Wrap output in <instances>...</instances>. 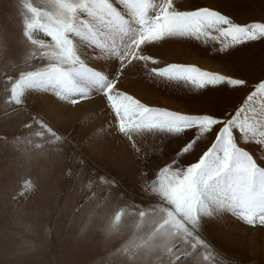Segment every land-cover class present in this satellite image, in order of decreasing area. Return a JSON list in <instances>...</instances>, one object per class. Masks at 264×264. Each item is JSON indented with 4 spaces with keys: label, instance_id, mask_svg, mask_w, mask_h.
Listing matches in <instances>:
<instances>
[{
    "label": "snow or ice",
    "instance_id": "snow-or-ice-1",
    "mask_svg": "<svg viewBox=\"0 0 264 264\" xmlns=\"http://www.w3.org/2000/svg\"><path fill=\"white\" fill-rule=\"evenodd\" d=\"M16 7L20 35L0 29V59L17 72H5V103L29 120L12 139L41 154L72 143L31 110L28 102L36 94L54 98L58 108L99 99L112 117L111 130L127 139L141 163L139 198L129 197L112 173L94 170L86 181L89 196L99 182L105 199L113 190L124 199L126 207L108 219L103 234L130 264H218L204 232L207 220L230 214L249 226H264V77L250 86L246 79L193 64L160 66L146 54L149 47L184 41L231 55L264 41V22L238 23L214 7H184L176 0H17ZM17 50L21 63L12 55ZM138 64L157 85L252 90L237 107L219 114L153 107L118 86L125 69ZM144 140L160 142L159 154L150 157ZM166 141L176 143L171 154L165 153ZM78 163L88 166L82 157ZM34 189L25 181L21 195ZM129 217L134 230L122 219Z\"/></svg>",
    "mask_w": 264,
    "mask_h": 264
},
{
    "label": "rangeland",
    "instance_id": "rangeland-1",
    "mask_svg": "<svg viewBox=\"0 0 264 264\" xmlns=\"http://www.w3.org/2000/svg\"><path fill=\"white\" fill-rule=\"evenodd\" d=\"M176 2L184 7H214L238 23L264 22V0ZM16 4L17 0H0V29L19 36L22 21L18 19ZM161 46L157 55L156 48L146 49V54L158 59L160 66L193 64L203 70L246 79L250 86L264 77V41L237 48L231 55H220L212 45L195 42L170 41ZM12 55L16 63H21L18 50ZM5 72L17 75L11 63L0 59V264H130L118 251L120 246L113 247L114 242L106 241L103 234L108 219L126 207L124 199L115 190L105 199V189L99 182L92 184L95 195L89 196L86 186L90 172L112 173L120 177L129 197L139 198L136 193L141 163L129 142L111 130L112 117L99 99L96 106L89 101L75 107L66 105L67 111L57 116L43 109L41 103L44 98H54L36 94L28 102L31 110L39 112L72 143L44 154L32 145L17 144L12 138L20 134L22 122H27L29 116L17 114L6 105ZM119 87L129 89V94L149 106L189 114H219L234 109L252 90L250 87L241 91L197 92L157 85L147 76L143 64L125 69ZM76 107L78 116L66 117ZM23 136L29 134L25 132ZM30 138L40 142L38 137ZM142 143L150 157L153 152L159 154L160 142ZM73 147L79 153L76 160ZM164 147L165 153L171 154L176 143L169 145L166 141ZM80 157L88 162L86 168L79 166ZM188 159L194 162L195 157ZM92 178L95 181L94 174ZM29 180L35 189L21 195L24 182ZM122 219L134 230L131 217ZM204 232L218 264H264V226H249L226 214L207 220Z\"/></svg>",
    "mask_w": 264,
    "mask_h": 264
},
{
    "label": "bare ground",
    "instance_id": "bare-ground-1",
    "mask_svg": "<svg viewBox=\"0 0 264 264\" xmlns=\"http://www.w3.org/2000/svg\"><path fill=\"white\" fill-rule=\"evenodd\" d=\"M186 5V4H185ZM162 47L163 46H161V45H158V46H156V47H151V48H156V50H154V49H152V50H150V51H155L156 52V54H154V55H157V53L159 54V52H161V50L160 49H162ZM151 48H149V49H151ZM148 49V50H149ZM147 50V51H148ZM150 51H149V53H150ZM157 57V56H156ZM133 80H135V79H133ZM132 83V82H131ZM130 83V84H131ZM119 86V85H118ZM122 90H123V88H122ZM129 89H127L126 88V90L125 91H128ZM42 103V105H43V109H45L46 111H48L50 114H52V115H57V116H60V115H62L63 113H65L66 111H67V109H68V106H64L63 108H58L57 107V105L56 104H54V101L53 100H49V99H47V98H44V100L41 102ZM89 103L91 104V105H95L96 106V104L98 103V98H96V99H94V100H92V101H89ZM42 109V107H41V111L43 110ZM78 114H79V111H78V109H77V107H76V109L75 110H73V111H70V113L66 116V117H72V118H76L77 116H78ZM47 120V119H46Z\"/></svg>",
    "mask_w": 264,
    "mask_h": 264
}]
</instances>
